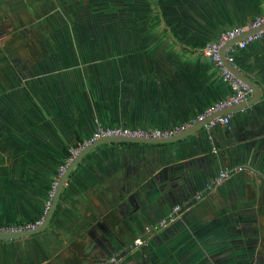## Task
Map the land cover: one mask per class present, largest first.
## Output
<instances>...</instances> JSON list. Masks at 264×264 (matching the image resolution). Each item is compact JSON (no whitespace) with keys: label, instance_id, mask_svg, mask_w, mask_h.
<instances>
[{"label":"crops","instance_id":"0c3cea01","mask_svg":"<svg viewBox=\"0 0 264 264\" xmlns=\"http://www.w3.org/2000/svg\"><path fill=\"white\" fill-rule=\"evenodd\" d=\"M42 1L7 9L5 42L17 53L18 31L21 51L37 57L16 60L32 77L26 92L0 95V227L44 216L64 149L99 127L177 128L226 98L202 49L264 14L263 0H163L155 18L149 0H119L132 8L111 12L110 0ZM31 3L42 5L33 19L41 30L14 28L13 15L22 19ZM236 65L262 97L233 114L231 130L217 127L213 143L202 128L168 145L97 147L69 176L45 231L0 240V264H93L113 255L120 264H264V38L239 51ZM235 167L244 170L195 200ZM178 204L180 220L145 233ZM138 237L145 245L127 251Z\"/></svg>","mask_w":264,"mask_h":264},{"label":"built area","instance_id":"2783aa9c","mask_svg":"<svg viewBox=\"0 0 264 264\" xmlns=\"http://www.w3.org/2000/svg\"><path fill=\"white\" fill-rule=\"evenodd\" d=\"M264 1V0H263ZM264 24V14L258 17L254 22L249 24L246 27H238L234 29L227 30L223 32L216 41L208 43L203 49L202 54L205 58H207L220 72V76L222 82L227 85L229 88L230 94L208 107L201 115H199L196 119L186 123L185 125L172 129H157V130H134L125 127H99L97 132L93 135V137L87 143H82L81 145H76L74 147L69 148V157L65 159L63 164H60L55 175L53 184L48 194L47 203L45 206L44 216L35 223H29L18 226H5L0 227V232H15V231H24L35 229L38 225L41 224L44 219L51 203L54 198L56 189L58 187L59 180L64 173V171L68 168L70 163L74 160L76 155L90 142L100 139L102 137H110V136H125V137H140V138H169L177 133H180L194 124L205 120L208 116L214 115L218 112L224 111L226 109H230L234 106L240 105L244 102H247L252 96V90L241 81L237 76H235L227 64L237 68L236 65V55L239 51L245 50L250 44L260 41L264 38V29L260 32L253 34L251 36L246 37L244 40L238 42L237 44L230 46L226 52L224 59L221 56V50L223 46L230 40L235 37L248 32L252 29L260 27ZM242 111V110H241ZM234 113L226 114L220 116L214 120L206 123L203 128L206 131L208 138L210 141L213 140V131L221 126L227 130L232 129V117ZM216 152V150H215ZM244 170L243 167H235V168H227L222 170L215 178H213L209 183L205 185L203 191L198 193L195 197V200L200 201L205 194L211 193L216 188L221 187L226 181L231 179L234 175L241 173ZM185 212L184 205H176L172 208V210L165 215L162 219H160L156 224L151 225L145 228V233L148 235H154L161 233L178 220L181 219ZM145 245V240L143 237L136 238L132 244H130L127 248V251H131L134 249H139ZM120 259L118 255H113L109 259L98 261L96 264H120Z\"/></svg>","mask_w":264,"mask_h":264},{"label":"water","instance_id":"95a60500","mask_svg":"<svg viewBox=\"0 0 264 264\" xmlns=\"http://www.w3.org/2000/svg\"><path fill=\"white\" fill-rule=\"evenodd\" d=\"M264 29V24H262L260 27H257L255 29H252L248 32H245L234 39L228 41L221 50V56L224 59L226 50L238 42L244 40L246 37L251 36L253 34H256ZM230 71L237 76L243 83H245L251 90H252V97L247 101L240 105L234 106L230 109H226L224 111L218 112L214 115L208 116L205 120L198 122L194 124L193 126L189 127L188 129L177 133L169 138H140V137H125V136H110V137H102L100 139H96L90 143H88L79 153L76 155L74 160L70 163L68 168L64 171L62 174L58 187L56 189L54 198L52 200V203L42 220L41 224L38 225L35 229L31 230H24V231H15V232H0V240H14V239H21L25 237H30L39 233H42L45 231L52 220V217L54 215L55 209L57 207V204L61 198L63 188L69 178V176L72 174V172L76 169V167L81 163V161L89 155L94 149L101 145L105 144H131V145H168L180 142L182 140L187 139L188 137L196 134L198 131L202 130L203 126L208 123L211 120H214L220 116L230 114V113H236L241 110H246L247 108L257 104L262 97V89L260 85L256 82H254L250 77L242 73L238 68H234L233 66L227 64ZM213 143V140H212Z\"/></svg>","mask_w":264,"mask_h":264},{"label":"rangeland","instance_id":"374dc122","mask_svg":"<svg viewBox=\"0 0 264 264\" xmlns=\"http://www.w3.org/2000/svg\"><path fill=\"white\" fill-rule=\"evenodd\" d=\"M35 0H26V3L28 4L29 2H32ZM44 1V0H43ZM42 1V2H43ZM163 0H149V3L152 8V12L154 13L155 18L157 14L159 13H164V9L162 6ZM99 2V1H98ZM103 4H105V0H102ZM23 4V0H0V95H9L10 93H16V92H26L24 89V85L26 82H32V77L31 76H25L22 71H26L24 68L20 69L19 64H17L19 61H16L17 58H21L22 56L25 58V60L30 61V58L35 59L36 53L32 49H27V46H25V49L21 51V38L17 36L14 38V35L12 38L15 39V44L13 45L17 49V53L13 54V49L7 45L5 42V37L9 32L7 31L6 27L7 26V19H10L12 16L8 14L7 9L10 7H20ZM31 6L27 9L26 13L24 14L25 16L22 19L15 20L17 17L16 15H13V26L14 28H19L20 26H25V28L29 29H35L38 27L39 30H41L42 26L37 25L34 23V18L35 15L37 18H41V7L42 5H39L36 7V3H31ZM162 6V7H161ZM108 11H116L118 8L122 9H129L132 8L131 4L130 5H124L122 4L119 0H110L109 4L107 5ZM20 12V11H19ZM39 12V13H38ZM19 15V13H17ZM27 14V15H26ZM159 18L157 17L155 19V22L157 24V27H159L160 23ZM11 22V20H10ZM29 23L30 25H27ZM27 42L29 40L27 39ZM30 52L32 54H30ZM27 72V71H26ZM22 76V77H21ZM25 80H24V79ZM22 79V80H21ZM17 81V82H16ZM23 81V82H22ZM16 82V83H15ZM30 85V84H29ZM26 85V86H29ZM21 86V87H20ZM18 88V89H17ZM22 89V90H21ZM12 95V94H11ZM129 246V245H127ZM135 250V249H134ZM97 262L93 263L96 264Z\"/></svg>","mask_w":264,"mask_h":264},{"label":"trees","instance_id":"16d2710c","mask_svg":"<svg viewBox=\"0 0 264 264\" xmlns=\"http://www.w3.org/2000/svg\"><path fill=\"white\" fill-rule=\"evenodd\" d=\"M64 154H65V157L67 158V157H69V149H64ZM61 164H63V163H61ZM41 219V218H40ZM40 219H36V220H34L32 223H35V222H37V221H39Z\"/></svg>","mask_w":264,"mask_h":264},{"label":"flooded vegetation","instance_id":"af4514ba","mask_svg":"<svg viewBox=\"0 0 264 264\" xmlns=\"http://www.w3.org/2000/svg\"><path fill=\"white\" fill-rule=\"evenodd\" d=\"M13 35H14V38H16L17 36H20V32L16 31L15 34H13ZM13 40H15V39H13Z\"/></svg>","mask_w":264,"mask_h":264}]
</instances>
